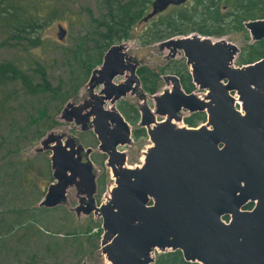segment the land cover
Here are the masks:
<instances>
[{
  "label": "water",
  "instance_id": "95a60500",
  "mask_svg": "<svg viewBox=\"0 0 264 264\" xmlns=\"http://www.w3.org/2000/svg\"><path fill=\"white\" fill-rule=\"evenodd\" d=\"M186 1L152 0L141 21ZM244 27L252 42L264 38V19L247 21ZM58 28L62 38L64 28ZM159 44L170 49L171 57L183 53L196 89L185 92L178 78L169 74L165 80L171 88L154 96V110L142 106L141 124L150 145L139 166L126 167L124 154H116L117 146L130 141V126L114 104L133 81L139 85L125 45H111L89 77L92 93L95 85H102L97 93L100 105L84 116L94 115L99 148L108 153L114 180L104 191V201L84 212L100 216L101 251L109 264H151L154 249L180 250L185 260L200 264H264V57L234 66L238 46L224 36L190 33ZM117 75H125L124 82L114 83ZM106 101L110 105L104 110ZM182 109L204 112L205 122L176 126ZM156 114L163 118L156 120ZM114 122L123 132L112 133ZM53 148L57 153L50 161L56 181L39 202L48 207L63 201L67 188L81 177L85 189L96 187L90 161L77 173L78 158L64 157L60 143ZM248 203L253 204L249 209Z\"/></svg>",
  "mask_w": 264,
  "mask_h": 264
},
{
  "label": "rangeland",
  "instance_id": "374dc122",
  "mask_svg": "<svg viewBox=\"0 0 264 264\" xmlns=\"http://www.w3.org/2000/svg\"><path fill=\"white\" fill-rule=\"evenodd\" d=\"M55 9L60 13V17L42 31V43L37 47L25 48L21 45L11 44L15 42L8 40L1 44L3 37L0 35V63L11 61L29 69L36 68L34 61H37L44 68L51 86L57 89L55 94H44L33 98L20 96L12 115L0 121V131L3 136V143L0 146V169L6 170V172L0 171V218L3 219L1 222L3 227L0 228V231H9V225H12L13 220L17 217H21V221L17 222L18 228L14 229L13 227L12 230L26 228L28 223H34L33 230L38 235H43L46 227L56 233L61 228L63 231L60 232L67 234L66 247L63 246L66 248L67 264H80L82 261L86 264H109L100 247L103 228L97 212L92 211L89 215L84 213L77 215L74 204H69L67 201H61L54 209L36 206L42 199L47 185L53 179L49 151L43 147L42 142L51 132L61 128L63 123L59 121V115L67 99L79 103L86 99L87 94L92 93L88 87L91 70L101 65L104 55L102 53L100 56L101 53L97 50L98 45L94 46L89 39L84 42V36L90 29L89 15L99 18L102 13L101 0H57ZM55 9L48 6L47 10ZM148 22L147 20L137 23L132 31L134 37L120 43L125 45L126 54H129L131 59H138L141 66L156 70L163 67L165 70L160 75V87L155 93L145 92L141 85L138 87L134 84L132 90H135V87L138 88L135 92H126L125 96L116 100L114 106L129 124L130 129L139 126L140 106L146 105L154 110V96L171 88V82L164 80L166 75L173 74L170 71L169 62L185 59L182 52L171 57L170 49L160 47V42L142 43L137 36L147 27ZM59 25L64 28L62 38L58 37ZM224 38L238 47L242 45V38L239 34L232 33ZM87 63L88 65L94 64L88 75V68L84 69ZM233 65L236 66L235 63ZM84 76L85 79H83ZM82 79L83 83H81ZM113 82H124V76H115ZM94 91H97V88ZM200 91H196V94L200 95ZM138 92L145 93L143 98L136 95ZM201 96L204 94L202 93ZM105 105L109 106L110 102L107 101ZM133 109L137 116L132 119L127 111L133 112ZM179 114L187 116L190 113L182 109ZM52 117L55 121L54 125L40 136L41 124L49 122ZM162 118L156 114V120ZM129 119H132L133 122H130ZM174 124L180 126L184 122L181 120ZM144 131L146 135H140L141 138L138 136L135 139L129 137L130 144L116 148V150L136 153L130 154L125 160L126 167L141 164L137 150L138 148L147 150L150 145L147 130L144 129ZM18 132H23L28 137L18 138ZM87 136L91 137L90 134ZM91 141L93 139H88L84 145L87 146ZM3 154L11 155L3 156ZM95 156L97 161L93 164V170H103L101 180L97 182L99 199L96 205L99 206V202L104 201L103 192L106 191L107 186L113 185L114 180L111 168L107 166L105 160L99 157L100 154ZM71 192V187H68L66 197H69ZM10 210L12 211L10 212ZM37 217L43 218L36 219ZM3 234L5 235H1L0 232V264H27L26 250L21 253L23 259L20 255L14 258V252L18 249L14 248L15 245L11 239H6L9 237V233ZM61 240V237L52 235L48 238L50 243L62 242ZM24 243L29 247L34 246V243H31V238L25 239ZM159 252L161 251L154 249V257Z\"/></svg>",
  "mask_w": 264,
  "mask_h": 264
},
{
  "label": "trees",
  "instance_id": "16d2710c",
  "mask_svg": "<svg viewBox=\"0 0 264 264\" xmlns=\"http://www.w3.org/2000/svg\"><path fill=\"white\" fill-rule=\"evenodd\" d=\"M151 2L152 0H101L102 13L99 18L89 15L90 29L84 36V42L89 39L94 46L98 45L97 50L101 56L111 45L132 39L134 27L149 12ZM48 6L55 9L57 0H0V35L3 37L1 44L8 40L15 42L11 44L25 48L41 45L42 31L60 17L56 9L47 10ZM256 19H264V0H190L181 5H171L156 14L148 20L147 27L137 37L142 43L151 44L190 33L215 38L236 33L241 35L242 45L238 47L234 63L241 66L264 57V38L252 42L244 27L245 22ZM34 63L36 68L29 69L11 61L0 63V121L12 115L20 96L33 98L57 93V89L47 79L44 68L37 61ZM169 63L170 71L178 77L184 91H194L195 86L185 60H171ZM93 65L87 63L84 68H88L87 75ZM164 70L163 67L159 70L140 67L137 73L142 89L155 93L160 87V75ZM127 112L132 119L137 116L134 109L133 112ZM205 119L204 112H194L184 117L188 125H196ZM54 123L53 117L49 122H43L40 136L45 130L52 128ZM17 137L23 139L28 136L18 132ZM2 143L3 136L0 131V146ZM9 155L11 154H3ZM0 171L6 172L5 169ZM223 219L227 221L229 217L224 216ZM151 264L200 263L187 261L180 250H174L157 253Z\"/></svg>",
  "mask_w": 264,
  "mask_h": 264
},
{
  "label": "flooded vegetation",
  "instance_id": "af4514ba",
  "mask_svg": "<svg viewBox=\"0 0 264 264\" xmlns=\"http://www.w3.org/2000/svg\"><path fill=\"white\" fill-rule=\"evenodd\" d=\"M129 61L130 62L132 61L135 64V71H136V74L138 76L137 70L143 66L140 65L138 59H129ZM97 67H99V66H97ZM123 76H124V80H125V75H123ZM138 78H139V76H138ZM134 84H135V82L133 81L131 84V87H133ZM140 85H141V81L139 78L138 87H140ZM131 87L127 92H130V91L135 92L138 89L135 87V90H132ZM141 87H142V85H141ZM96 88H97V91L93 90V93L90 92L89 94H87L86 99L82 100L79 103L73 102L71 99L66 100V102L64 103V106L61 109L60 115H59L60 116L59 121L62 122L63 124L61 125V128H59L58 131H54L53 134L51 135L52 141L45 145V146H47L46 150L49 151V157H50V155L57 153V151L54 152L55 148H53V147H54V145L60 143V147H62V149L64 150L62 152L64 157H67L70 154L73 157L78 158L79 161L77 162V166H78V172L77 173H79L83 169V163L84 162L90 161L91 164L93 165L95 163V161H97L96 156H95L97 154H100L99 157L101 159L105 160V162L107 164V159H108L107 154L108 153L99 148L100 140L98 138V135L94 131V124H93L94 115L84 116V113H86L88 111L97 110V106L100 105V101H98L100 99V97L97 93L100 92V90L102 89V85H97V86L95 85L94 89H96ZM195 89H196V87H195ZM110 91H111V89L107 88L106 92L109 93ZM136 95H138L140 98L141 97L143 98L145 93L138 92V94H136ZM67 101H68V103H67ZM102 107L104 110H107L109 108V106L104 105V104L102 105ZM140 107H141V112H140V118L138 121L139 126L135 129L134 128L130 129L129 137H132V139L133 138L135 139V137H138L140 135L141 136L146 135L145 131H144V129H146V127L143 124H141V121L143 120V113H142V106H140ZM191 114L192 113H190L189 115H191ZM189 115H187V116H189ZM184 117H186V116H182V120H183L184 124L186 126H189V127H197L200 124H202L203 122H205V120H204V121L197 123L196 125H188L187 123H185ZM129 121L133 122L132 119H129ZM110 128L112 129L113 134H118L120 131L123 132V130H124V128L122 126L118 127V124L116 122H114L112 125H110ZM146 133H147V131H146ZM87 134H90L91 137H88ZM141 136L139 138H141ZM88 139H93V141H91L86 146V145H84V143L87 142ZM126 144H130V142L123 144L122 147ZM137 152L139 154V160L141 159V157L145 156V154H144L145 150L138 148ZM141 153H143V154H141ZM116 154H124V162H125V160L128 158V156L130 154H136V153L135 152L132 153L130 151L125 152V151L117 150ZM69 161H72V158H70ZM143 162L140 161L141 164ZM50 163H51V161H50ZM136 165L137 164L133 165L132 167H135ZM107 166H108V164H107ZM51 168H52V166H51ZM93 169L91 171H92V173L95 174L94 175V181H95L96 187L94 189H85L86 188L85 177H81L79 183L77 185H73L71 187L72 192L69 194V197H66V195H65V199L63 200V201H67L69 204H74L73 205V206H75L74 210L77 213V215L84 213L86 208L90 209L91 204L95 205L97 200L99 199L97 182L99 180H101L100 177L103 175V170L97 169L96 171H94ZM52 178L53 179L51 182L56 181V178L53 176V170H52ZM51 182H49V184ZM48 185H47V187H48ZM47 187H46V190L44 192V195L47 191ZM99 203L101 204V202H99ZM152 203L153 202L150 200L149 205H152ZM252 205L253 204H251V203L246 204L248 209L251 208ZM36 206L38 208L44 207L46 209H54L57 205L53 206V207H48V206H44V205H39V202H38V204H36ZM79 206H81V207L78 211L77 208ZM226 216H228V215H226ZM42 218L43 217H37L36 219H42ZM15 219L13 220L12 225H9V228H10L9 231H5V232L0 231L1 235H5L3 233H9V237H6V239H11L13 244L15 245L14 248L18 249L16 252H14V258L19 256V255L21 256V253L24 250H26V253H27L26 257H28L27 258L28 259L27 264H67V253H66V248H64V247H66L67 234L60 232V231H63L61 228L58 230L59 232L56 233L55 231L48 230L49 228L46 227V228H44V231H43L44 234L38 235L37 232L33 230L34 229V225H33L34 223H28L26 228L12 230L13 227H14V229L18 228L17 222L20 223L21 217H17ZM2 221H3V219L0 218V228L3 227L1 225ZM59 226H61V225H59ZM50 235L61 237L62 242L50 243L48 241V238L50 237ZM29 238H31V243H34V246H32V247H29V245H26L24 243V240L29 239ZM19 247H21V248L19 249ZM21 259H23L22 256H21ZM80 264H81V262H80Z\"/></svg>",
  "mask_w": 264,
  "mask_h": 264
},
{
  "label": "bare ground",
  "instance_id": "6f19581e",
  "mask_svg": "<svg viewBox=\"0 0 264 264\" xmlns=\"http://www.w3.org/2000/svg\"><path fill=\"white\" fill-rule=\"evenodd\" d=\"M173 122H174V121H173ZM140 161H142V162H143V161H144V157H141Z\"/></svg>",
  "mask_w": 264,
  "mask_h": 264
}]
</instances>
